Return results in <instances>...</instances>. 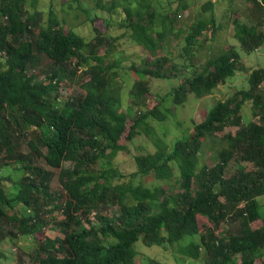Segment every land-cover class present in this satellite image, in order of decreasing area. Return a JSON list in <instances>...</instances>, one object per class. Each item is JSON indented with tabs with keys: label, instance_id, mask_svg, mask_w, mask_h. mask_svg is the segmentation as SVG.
<instances>
[{
	"label": "trees",
	"instance_id": "trees-1",
	"mask_svg": "<svg viewBox=\"0 0 264 264\" xmlns=\"http://www.w3.org/2000/svg\"><path fill=\"white\" fill-rule=\"evenodd\" d=\"M39 1L0 0V243L8 237L35 239L53 222L63 236L37 242L39 264H136L138 243L175 248L191 259L200 258L203 248L202 264H264L258 201L264 195V67L250 68L241 54L264 45V4L243 0L247 22H232L237 44L208 53L197 65L191 57L206 43L205 32L221 28L212 1L200 7L209 16L178 27L188 0H177L175 7L168 3L163 11L153 0L99 1L110 17L120 14L116 23L124 31L110 36L94 25L91 40L66 29L52 6L41 19ZM181 34L185 44L177 67L163 51L170 35ZM125 36L145 52L140 65H130L137 78L127 104L117 80L120 63L110 58L117 48L110 42ZM191 69L190 75L184 73ZM240 71L248 73L247 89L218 100L191 134L171 146L158 137L150 121L166 118L160 105L167 97L175 106L189 93L202 98ZM148 77L181 81L166 95L156 94V103L148 106ZM68 79L80 82L83 93L62 97L59 87ZM247 102L252 117L245 120ZM228 127L236 129L218 135ZM23 129L32 135L26 152ZM139 135L155 150L135 155L127 174L116 157ZM205 142L216 148L210 167L199 161ZM40 158L58 168L60 190H51L52 173ZM231 162L235 168L227 173ZM175 168L176 191L135 180L152 174L171 188ZM14 169L21 172L18 181ZM58 211L61 219L54 216ZM199 217L209 224H199ZM225 221L230 229L221 228ZM145 264L165 263L147 258Z\"/></svg>",
	"mask_w": 264,
	"mask_h": 264
},
{
	"label": "rangeland",
	"instance_id": "rangeland-1",
	"mask_svg": "<svg viewBox=\"0 0 264 264\" xmlns=\"http://www.w3.org/2000/svg\"><path fill=\"white\" fill-rule=\"evenodd\" d=\"M101 1L110 5L113 0H40L38 4V9L41 11V19L45 20L48 16L50 6L58 16L60 22L66 27V29H71L76 33L82 35L85 39L91 40L95 31L93 26H98L101 33L108 34L110 36H117L124 31L119 29L116 23L120 14L116 13V16L113 15L110 17L109 11L103 10L101 6H97V3ZM122 2L121 0H118ZM156 8L162 11L168 9V3H171V7H175L177 0H153ZM189 8L185 11H180V20L177 22L178 25H188L189 23L196 21L201 16H209V12H201L200 7L203 3L201 0H188ZM214 7V16L216 18V24H221V28L217 29L215 27L211 30L213 34V39L211 37V32H205L207 36V41L200 48H195L194 54L191 57L193 63L200 64L203 62L208 53H218L222 49H226L230 44H237L233 38V20L235 18L241 20L242 22H247L246 14L249 10L248 4L243 0H215ZM118 9V8H117ZM91 19L94 20L91 23ZM157 25H160L157 21ZM176 27V28H177ZM94 31V32H93ZM177 31V29H175ZM170 43L167 46V49L163 53L171 58L170 63L179 64L182 63V59L178 56L183 50V45L185 41L183 40V35L179 38H174L173 35H170ZM117 46L113 49V54H111V59H116L119 61V70L117 80L123 86L122 90V100L124 104H127L129 99V91L133 86L134 80L137 78L135 72L130 69V65L134 63L135 65H140L142 60L145 59V52L141 47L131 43L127 36L121 37L119 39H114L110 42ZM110 43L102 44L99 47L101 53L105 52L106 47ZM112 47V44L111 46ZM242 52V51H241ZM242 61L249 66L250 68L264 67V45L259 47L256 51L251 52L250 54L241 53ZM169 63V64H170ZM193 69V68H192ZM191 70H185L184 73L190 75ZM195 72L199 71V68L193 69ZM248 73L240 71L237 72L233 77H229L226 81L216 87L211 94L206 95L202 98H197L193 93H189L187 100L184 104L175 106L172 104L170 97H167L163 104L160 105V108L166 114V118L162 121L151 120V124L155 126L156 134L158 137H162L164 142H167L171 146L176 139L185 137L193 131V124L201 122L208 111L214 106L218 100H224L227 97L231 96L234 91L238 89H247L249 87L247 81ZM148 84L151 90V94L148 96V106H152L156 103L155 96L159 94L161 96L166 95L172 86L177 85L181 79H171L166 80L163 78H153L148 77ZM264 89V83L261 85ZM59 91L62 97L65 96H75L77 94L83 93V89L80 86V82H77L76 79L70 81L66 80L59 87ZM170 110V111H169ZM242 115L245 120L251 119V102H247L242 108ZM256 119V118H255ZM34 129V128H33ZM236 127H228L223 132H220L218 135L221 136L227 132H234ZM25 136L20 140L21 150L26 152L28 150L27 142L31 138L30 132L23 129ZM34 131V130H33ZM208 142H205L201 152L199 153L200 164H206L208 167L212 166L213 155L212 153L216 151V148L213 149L209 146ZM128 151L120 152L116 157V162L119 163L120 168L123 172L129 174L133 170V157L139 154H147L153 152L155 147L152 141L144 136L139 135L135 137L128 144ZM171 148V147H170ZM41 165L46 169L50 170L51 181L50 188L53 191L61 189V184L58 179V168H51L46 165L42 158L39 159ZM235 165L233 162L229 164V169L227 173H230L234 170ZM14 181H18L21 172L16 169L13 170ZM178 170L175 168L174 173L171 177V180L168 182L171 184V188L168 187V184L164 181L155 179L152 174L146 176H136L135 180H141L146 185L152 186L163 183V188L167 191H176V179L178 178ZM11 184V183H9ZM260 203L259 212L264 216V195L258 197ZM116 206H110L109 210L115 209ZM54 216L57 219H61L62 215L60 211L54 212ZM198 223L203 225H208L209 222L206 219L201 217L198 218ZM221 228H229L231 225L225 221L222 223ZM236 225H238L236 223ZM202 227V226H201ZM204 228V227H202ZM9 229L8 224L2 223V230L7 231ZM45 236L48 237H62L63 234L60 232L56 224L51 222L50 224L44 226L38 233H36V238L31 239L28 237H19L15 239L16 242H13L10 237L6 238L0 243V264H39L37 261V242L44 239ZM188 240L185 239L182 243H186ZM11 248H14L12 250ZM138 255L136 257V264H145V259L153 258L165 264H202L205 252L202 248L201 256L198 259H191L190 257L184 256L178 253L175 248L170 247H161V246H145L141 243L136 245Z\"/></svg>",
	"mask_w": 264,
	"mask_h": 264
},
{
	"label": "built area",
	"instance_id": "built-area-1",
	"mask_svg": "<svg viewBox=\"0 0 264 264\" xmlns=\"http://www.w3.org/2000/svg\"><path fill=\"white\" fill-rule=\"evenodd\" d=\"M201 1H203V2H204V1H212V2H214L215 0H201ZM257 1H258L260 4H262V5L264 4L261 0H257Z\"/></svg>",
	"mask_w": 264,
	"mask_h": 264
},
{
	"label": "clouds",
	"instance_id": "clouds-1",
	"mask_svg": "<svg viewBox=\"0 0 264 264\" xmlns=\"http://www.w3.org/2000/svg\"><path fill=\"white\" fill-rule=\"evenodd\" d=\"M12 250H14V248H11Z\"/></svg>",
	"mask_w": 264,
	"mask_h": 264
},
{
	"label": "bare ground",
	"instance_id": "bare-ground-1",
	"mask_svg": "<svg viewBox=\"0 0 264 264\" xmlns=\"http://www.w3.org/2000/svg\"><path fill=\"white\" fill-rule=\"evenodd\" d=\"M55 108V107H54Z\"/></svg>",
	"mask_w": 264,
	"mask_h": 264
}]
</instances>
